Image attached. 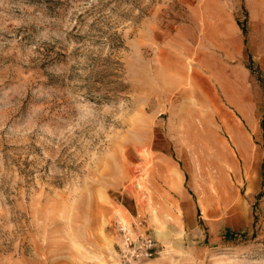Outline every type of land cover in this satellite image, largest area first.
<instances>
[{
	"label": "rangeland",
	"instance_id": "rangeland-1",
	"mask_svg": "<svg viewBox=\"0 0 264 264\" xmlns=\"http://www.w3.org/2000/svg\"><path fill=\"white\" fill-rule=\"evenodd\" d=\"M263 202L264 0H0V264H264Z\"/></svg>",
	"mask_w": 264,
	"mask_h": 264
},
{
	"label": "built area",
	"instance_id": "built-area-1",
	"mask_svg": "<svg viewBox=\"0 0 264 264\" xmlns=\"http://www.w3.org/2000/svg\"><path fill=\"white\" fill-rule=\"evenodd\" d=\"M119 231L123 235V244L118 264H140L157 255L156 244L149 237L134 239L128 227L123 224H120Z\"/></svg>",
	"mask_w": 264,
	"mask_h": 264
},
{
	"label": "trees",
	"instance_id": "trees-1",
	"mask_svg": "<svg viewBox=\"0 0 264 264\" xmlns=\"http://www.w3.org/2000/svg\"><path fill=\"white\" fill-rule=\"evenodd\" d=\"M243 31H244V33H245V27H243ZM228 235H229V238H233L234 237V234H232V233H228Z\"/></svg>",
	"mask_w": 264,
	"mask_h": 264
},
{
	"label": "crops",
	"instance_id": "crops-1",
	"mask_svg": "<svg viewBox=\"0 0 264 264\" xmlns=\"http://www.w3.org/2000/svg\"><path fill=\"white\" fill-rule=\"evenodd\" d=\"M263 209H264V202H263Z\"/></svg>",
	"mask_w": 264,
	"mask_h": 264
}]
</instances>
